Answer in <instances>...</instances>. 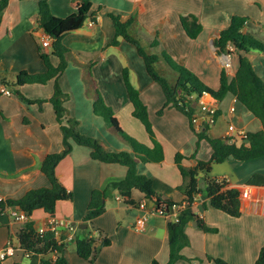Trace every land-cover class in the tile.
<instances>
[{
  "label": "crops",
  "instance_id": "crops-1",
  "mask_svg": "<svg viewBox=\"0 0 264 264\" xmlns=\"http://www.w3.org/2000/svg\"><path fill=\"white\" fill-rule=\"evenodd\" d=\"M72 1L47 0L52 14L57 17H66L73 11ZM90 1L94 24L88 26L85 22L65 34L62 42L78 63H92V73L104 102L112 108L122 129L152 147L144 126L132 115L133 107L123 80V70H127L132 86L139 91L147 107L156 139L164 151L161 162H139L137 172L152 180L153 189L162 199H171L177 204L167 215H159L155 212L154 202L138 190H132L135 204L128 205L116 189L109 188L105 211L92 223L86 222L84 218L91 191L106 189L111 182L124 179L127 168L94 160L88 147L72 143L71 152L56 167L59 181L72 193L71 200L56 204L54 217L59 221L56 235L64 237L61 253L69 264H149L153 259L167 264V226L169 221L176 219L184 205V196L177 188L182 177L174 156L176 153L184 155L182 165L190 168L198 160H208L212 148L206 140L198 139L189 119L181 112L166 108L161 115L157 114L165 102L163 92L148 75L133 44L119 37L117 45H109L115 34L109 14L118 15L123 22L131 20L129 32L145 43L143 46L147 52L159 55L165 51L205 84L217 89L221 70L228 78L235 75L238 56L218 53L214 41L229 25L232 16L237 15L247 18L244 32L264 42V0ZM37 12L38 0H9L0 16V199L3 200L19 198L31 188L48 186L40 164L48 153L63 148L60 125L50 103L54 80L46 84H24L18 88L21 95L1 92L5 87L2 78L9 83L6 87L13 89L11 83L18 73L38 74L46 70L39 51L49 53L50 45L43 46L46 34L38 26ZM186 15L195 16L202 26L195 39L188 37L182 26L181 17ZM153 40L157 41L155 46L151 45ZM247 57L264 81V54L251 51ZM50 61L57 65L59 59L51 56ZM156 65L162 73L169 71L162 58ZM58 84L66 95L63 105L67 114L77 120L81 134L102 140L112 152L134 154L107 128L103 118L94 113L79 66L70 62L58 77ZM27 99L41 100L42 105L39 107ZM200 103L212 105L219 111L214 123L207 125L206 132L212 137H224L229 123L236 130L245 132L263 128L260 120L231 93L221 101L203 95ZM200 121L199 129L206 123L203 116ZM233 141L230 138L229 142ZM254 173L264 175V156L247 161L228 157L221 163L212 164L210 176L225 178L229 187L240 191L241 214L239 217L228 216L212 208L205 193L197 194L192 203L196 218L185 227L189 245L181 251L191 261L180 260L175 264H214L207 255L223 258L231 264H254L264 244V185L247 184ZM200 186L203 187L202 181ZM244 190H247L246 195H243ZM14 209L0 211V251L9 244L15 249L13 255L2 260V264H39V255L26 256L19 245L18 231L23 223L12 217ZM139 217L147 218L142 230L135 229ZM30 219L39 228L48 223L50 215L36 210ZM198 219L217 228V232H205L198 225ZM81 223H87V228H78ZM88 231L96 239L97 249L92 262L80 258L74 245V237ZM104 237L110 242L100 246V238Z\"/></svg>",
  "mask_w": 264,
  "mask_h": 264
},
{
  "label": "trees",
  "instance_id": "trees-1",
  "mask_svg": "<svg viewBox=\"0 0 264 264\" xmlns=\"http://www.w3.org/2000/svg\"><path fill=\"white\" fill-rule=\"evenodd\" d=\"M8 1L0 0V16ZM71 7L73 11L68 16L57 17L52 14L47 0H38V26L51 38L50 52H43L41 49L39 51L46 70L38 74L18 73L16 79L11 83L13 89H9L10 92L21 95L18 88L24 84H46L48 81L54 80V90L50 103L60 125L63 148L59 152L48 153L40 164L41 173L47 178L49 185L28 189L19 198L0 199L1 212L5 208H15L29 216V220L18 231V241L25 252L39 255V264H69L61 253L64 246V237L58 238L53 231L49 230L42 234L38 233L30 216L36 210H43L48 215L54 216L58 201L72 199V193L64 187L56 174V167L59 162L71 152L72 143L88 147L90 156L94 160L104 163H116L127 168L124 179L111 182L106 189L95 188L91 191L84 218L86 222L92 223L95 218L105 211V199L109 188L116 189L124 203L128 205L135 204L132 190H138L154 202L156 209L163 207L166 214L172 206L177 204L171 199H162L161 195L153 189L152 180L137 172L139 162H161L164 159V151L162 145L156 139L147 107L141 100L139 91L132 86L127 70H123V80L133 107L132 115L144 126L152 147H147L122 129L114 111L104 102L92 73V63H78L70 49L63 44L62 38L65 34L80 28L88 19L95 20V15L90 14V0H74ZM109 17L115 30L114 38L109 45H117L119 37L133 44L143 59L148 75L160 86L163 92L165 102L157 114L161 115L166 108H174L181 112L189 119L191 128L198 139L206 140L212 148V154L208 160H198L196 165L190 168H185L182 165L184 155L176 153L174 156L175 164L182 177V183L177 188L184 196V205L176 219L169 221L167 226L169 245L167 264H175L180 260L191 261V259L182 255L181 251L189 245L185 227L188 222L196 218L192 203L197 194L205 193L210 206L228 216L239 217L241 214L240 191L237 188L229 187L225 178L210 176L212 164L221 163L228 157H233L239 161H247L264 156V81L257 75L247 57V53L251 51L264 54V42L244 32L246 17L232 16L229 25L221 30L214 44L218 53L236 54L238 56V66L232 78H228L224 70H221L219 87L214 89L205 84L186 66L175 62L165 51H162L159 55L147 52L141 39L129 32L128 28L131 20L123 22L118 15L113 13H110ZM181 23L188 37L192 39H195L202 29L198 19L193 15L181 17ZM156 44V40L151 42L152 46ZM51 56L58 57L59 62L57 65L51 63ZM160 58L164 60L175 76L172 83L156 68ZM70 62L82 69L85 92L92 99L94 113L101 116L107 128L132 149L133 155L123 151L112 152L102 140L83 135L78 131L77 120L67 114L63 105L66 95L58 84V77ZM0 76H2V73H0ZM2 81L5 87L9 85L4 78H2ZM228 93L236 96L246 109L260 120L263 126L261 130L246 132L244 138L229 142L230 138L208 135L206 132L208 124L206 123L202 125L201 129L193 127V116L205 112L200 105V99L203 95L207 94L216 101H221ZM27 101L37 103L39 107L42 105L41 100L32 101L27 99ZM205 113L213 115L215 120L219 116L218 110H215L213 114L208 111ZM201 181L203 187L200 186ZM247 184L264 185V175L254 173L248 179ZM197 222L205 232H217V228L209 227L199 219ZM109 242L106 237L100 238V246L107 245ZM74 245L80 258L90 262L93 261L97 247L96 239L90 235V231L82 236L74 237ZM51 254H54V256L51 257ZM207 259L214 264H231L223 258L210 255H207ZM0 264H2L1 259ZM15 264L21 263L16 262ZM149 264L160 263L158 260L153 259ZM254 264H264V244L260 248Z\"/></svg>",
  "mask_w": 264,
  "mask_h": 264
},
{
  "label": "built area",
  "instance_id": "built-area-1",
  "mask_svg": "<svg viewBox=\"0 0 264 264\" xmlns=\"http://www.w3.org/2000/svg\"><path fill=\"white\" fill-rule=\"evenodd\" d=\"M86 24L88 26H92L94 24V21L92 19H88L86 21ZM43 46L44 47H47L50 45L51 43V38L49 36H45L43 41ZM1 92L2 93H6V94H9L11 93L10 90L6 87L2 88L1 89ZM207 95V94H205ZM201 107L202 109L205 111V112H209L210 114H213L216 110V108H214L212 105H209V104H201ZM205 112H202V113H198V114H195L192 118V123L193 125H195V127L197 128L198 126H200L201 124V117L203 116V118H205V122L206 124L208 125H211L214 123L215 121V118L213 117V115H209V114H206ZM204 124V123H202ZM246 135V132L243 131V130H236L235 129V126L232 124V123H229L228 124V127H227V133L225 134V138H231V140H240L242 138H244ZM247 194V190H244L243 192V195H246ZM183 208V206L181 207V209ZM156 213L159 214V215H167L166 212L164 211V208H160V209H155ZM12 217L16 220V221H20L22 222L23 224L29 220V216L21 211V210H17V209H14V211L11 213ZM146 220L147 218L146 217H139L137 220H136V223H135V229L136 230H142L146 224ZM58 220L54 217V216H50V219L48 221L47 224H45L44 226H41L39 228H36L37 232L42 234L44 233L45 231H53L55 234L57 233V225H58ZM69 228H70V225H69ZM20 245V244H19ZM21 247V246H20ZM14 247L9 244L7 245L3 250L0 251V259L3 260L4 258L8 257V256H11L13 255L14 253ZM26 256H31L32 254L28 253V252H25ZM52 257L54 256V254H51Z\"/></svg>",
  "mask_w": 264,
  "mask_h": 264
},
{
  "label": "rangeland",
  "instance_id": "rangeland-1",
  "mask_svg": "<svg viewBox=\"0 0 264 264\" xmlns=\"http://www.w3.org/2000/svg\"><path fill=\"white\" fill-rule=\"evenodd\" d=\"M144 45H145V43H143ZM148 49V48H147ZM156 68H157V70L158 71H160L159 70V68H158V65H156ZM161 72V71H160ZM162 73V72H161ZM163 74H164V76L168 79V81L169 82H173L174 81V79H175V76H174V74H173V72L169 69V71H165V72H163ZM197 129H199V127H197Z\"/></svg>",
  "mask_w": 264,
  "mask_h": 264
},
{
  "label": "water",
  "instance_id": "water-1",
  "mask_svg": "<svg viewBox=\"0 0 264 264\" xmlns=\"http://www.w3.org/2000/svg\"><path fill=\"white\" fill-rule=\"evenodd\" d=\"M245 141H247V139H245ZM87 225H88L87 223H81V224H78L77 227L85 229V228H87Z\"/></svg>",
  "mask_w": 264,
  "mask_h": 264
}]
</instances>
